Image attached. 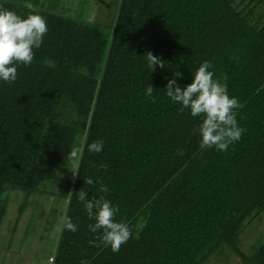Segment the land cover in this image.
<instances>
[{"label":"trees","instance_id":"16d2710c","mask_svg":"<svg viewBox=\"0 0 264 264\" xmlns=\"http://www.w3.org/2000/svg\"><path fill=\"white\" fill-rule=\"evenodd\" d=\"M23 2L0 6L26 16ZM30 2L48 32L17 79L0 80V223L10 190L43 194L59 165L74 162L63 194L77 231L61 232L50 264H205L228 249L239 264H264V0H113L109 31L93 0ZM147 52L164 67L151 71ZM204 61L241 105L245 132L227 151L201 149L193 129L203 117L164 91L175 72L181 88L190 84ZM98 140L102 151L89 152ZM75 146L78 162L68 158ZM80 190L119 207L115 219L132 229L119 252L89 244L100 233L89 231ZM257 219L263 228L246 250L240 236Z\"/></svg>","mask_w":264,"mask_h":264},{"label":"clouds","instance_id":"9594fccd","mask_svg":"<svg viewBox=\"0 0 264 264\" xmlns=\"http://www.w3.org/2000/svg\"><path fill=\"white\" fill-rule=\"evenodd\" d=\"M20 7L27 9L26 16L16 11L0 6V80L12 83L17 79V66L23 64L28 66L34 59V49H38L48 32V25L36 5L30 0H24ZM151 71L159 65L164 67V62L151 52L144 56ZM211 61H204L200 64L190 84L181 88L177 84L176 77H183L180 72H175L172 79L168 80L165 86V94L172 102L182 105L179 109L183 112L189 109L193 117H203L193 134L198 133L201 137L200 147L215 148L218 151H227L229 147L238 142L245 129L238 125L235 110L241 107L239 101L229 97L227 86L219 80L214 79ZM148 98L154 101V88L149 85L146 90ZM104 147V141H93L87 145L89 152L99 153ZM83 148L75 146L68 154L70 160L79 161ZM101 168H106L101 165ZM76 176L79 171L72 172ZM88 185H94L91 177L84 180ZM101 193H107L108 187L101 184ZM70 194V193H69ZM79 201L83 203L84 209L90 220L89 231L100 233L94 240H89L93 247H110L113 252H119L121 246L132 237V229L127 222L115 219L119 212L118 206H113L111 201L103 195L92 200L87 199V193L78 191ZM60 230L77 231V225L66 213L60 217ZM99 241V243H97ZM80 264H88L87 260H81Z\"/></svg>","mask_w":264,"mask_h":264},{"label":"rangeland","instance_id":"374dc122","mask_svg":"<svg viewBox=\"0 0 264 264\" xmlns=\"http://www.w3.org/2000/svg\"><path fill=\"white\" fill-rule=\"evenodd\" d=\"M93 1L91 10L94 12L92 11L93 15H90L97 24L99 23V27L109 31L111 28L108 26L112 24L113 16L116 14L113 0ZM86 19L93 20L89 17ZM64 164L59 165L63 167H59V176L56 180L41 186L45 191L43 194L26 195L22 190H10L4 195L5 211L0 223V264H50L49 258L56 255L62 232L60 217L67 213L70 198L64 195V191L73 177L72 172L76 169L74 162ZM22 204L25 205L24 209H21ZM262 228L263 223L260 224L257 219L242 233L240 241L246 250L252 249L253 242L258 240ZM226 251L213 255L211 261L205 264H239L232 258L233 253L229 249L228 253Z\"/></svg>","mask_w":264,"mask_h":264},{"label":"built area","instance_id":"2783aa9c","mask_svg":"<svg viewBox=\"0 0 264 264\" xmlns=\"http://www.w3.org/2000/svg\"><path fill=\"white\" fill-rule=\"evenodd\" d=\"M52 259H53V258H52V257H50V258H49V261L51 262V261H52Z\"/></svg>","mask_w":264,"mask_h":264}]
</instances>
